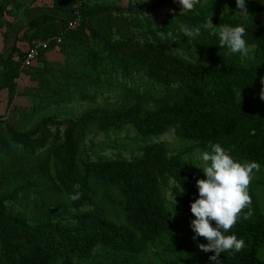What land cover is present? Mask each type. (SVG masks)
Wrapping results in <instances>:
<instances>
[{
    "label": "trees",
    "instance_id": "trees-1",
    "mask_svg": "<svg viewBox=\"0 0 264 264\" xmlns=\"http://www.w3.org/2000/svg\"><path fill=\"white\" fill-rule=\"evenodd\" d=\"M52 1L69 18L42 24L36 16L17 58L0 55L3 101L21 113L15 122L0 116L7 143L21 149L16 161L0 159V264H150L149 257L156 264H264L263 2ZM24 5L0 0V29ZM77 11L81 23L72 29ZM62 32V43L22 67L38 41ZM75 44L83 57L76 73L77 63L48 59L50 50ZM142 70L149 87L115 78L141 80ZM22 74L35 85L24 86ZM104 85L120 86L124 103L79 114L61 109L77 97L96 102ZM174 126L179 149L148 138ZM126 128L136 143L109 137ZM99 133L106 137L100 143ZM110 148L118 155H107ZM196 148L210 163L200 173L189 157ZM122 216L126 224L113 220Z\"/></svg>",
    "mask_w": 264,
    "mask_h": 264
},
{
    "label": "rangeland",
    "instance_id": "rangeland-1",
    "mask_svg": "<svg viewBox=\"0 0 264 264\" xmlns=\"http://www.w3.org/2000/svg\"><path fill=\"white\" fill-rule=\"evenodd\" d=\"M261 1L264 4V0H261ZM146 14L149 18L153 19V16L150 15V14H152L151 12H146ZM159 14L157 13V16L159 15L160 20H162L164 17L163 15L166 14V12L164 10H160ZM262 23L264 24V13L262 16ZM75 50H76V48H75ZM79 52H80V50H79ZM85 69H86V71H91L93 69V67L91 66L90 63L89 64L87 63V68H85ZM71 70L73 71V73H76V70H80V64L77 63L76 66H74V65L71 66ZM143 72L144 71L142 70L141 74L139 75V76H141V80L138 79V76H134V77L129 76V77L125 78V77L118 75L115 78H118L119 82L126 83L128 87L135 88V87L141 86V88H144V87H147L148 84H150V81L148 80L147 76L144 75ZM85 81H87L88 87H91V79L88 78ZM152 85L155 86L157 89H159V86L156 85V83L152 82ZM102 89L107 90V92L102 97L98 96V100L96 102H93V103H88L87 101L82 102V101H80L81 100L80 97H77L73 101V103L69 104L68 107L62 106L61 109L69 110L70 112H74L75 114H79V113H82V112L92 108L93 106H103V107H108L109 109H111V108H113L119 104L124 103L123 99H117L118 92L121 90L120 86H116L114 88H108L107 86L104 85V87H102ZM106 97H109V99H107ZM25 103H26L25 100H23L22 98L18 99L16 101V104H19V106H17V107L24 108ZM126 103H127V101H126ZM20 114L21 113H16L13 109L8 110L7 103L5 101L0 102V116L4 117L5 120H8L9 122L18 121ZM176 127L177 126H174V128H172L171 130H169L165 134L161 135V137L151 136L148 138H150V141H151V139H155L156 141H161V142L165 143L166 145L170 146L172 149H179V147H180L179 146V137L176 134ZM0 132H1V136H2V139L4 141V144H6L5 150L0 151V159L3 161H7V162H13V161L18 160L21 157L20 156L21 155V149L16 150L7 143L8 140L6 138L5 130H4V127L2 124H0ZM109 137L112 139H118V141H122V142H125L128 144H134L138 140V136H137V134L133 128H128V129L126 128L125 130L120 131L118 133L112 132ZM96 138H97V142L100 143L106 137L104 134L99 133V134H97ZM147 141L150 142L149 140H147ZM141 142L143 143V141H141ZM118 152L119 151L117 149L110 148L109 151L106 152V154L109 155L110 157H113V156H117ZM192 155L189 157H192L193 162L196 165V167H194L196 172L200 173V172L205 171V169L210 165L206 154L200 148H196L195 150H193ZM39 156L41 159L43 157V153H39ZM126 157H129L128 153H126ZM196 168H198L199 170H197ZM258 188L260 190V192H258V193L261 195L260 199L264 200V188H261L260 186H258ZM225 195H226L225 190H222L217 195V197L213 198L211 200V204L213 205V207L217 205L218 200L225 198ZM99 203L102 204L101 199H99ZM113 220L116 222H120L122 224L127 223V219H125L124 216L114 218ZM259 257L264 260V247L260 250ZM148 262L150 264H156L155 262H153L151 257L148 258Z\"/></svg>",
    "mask_w": 264,
    "mask_h": 264
},
{
    "label": "crops",
    "instance_id": "crops-1",
    "mask_svg": "<svg viewBox=\"0 0 264 264\" xmlns=\"http://www.w3.org/2000/svg\"><path fill=\"white\" fill-rule=\"evenodd\" d=\"M118 1V5L126 7L130 4L129 1L131 0ZM139 1L141 0H132L131 2ZM24 2L25 5L22 8L13 9L11 14L6 16L5 27L0 29V55L4 56L5 58L9 56H14L15 58H17L18 52H16L15 49H20V45L21 43H23L21 42L23 32L29 22L36 16L41 17L42 24H51L54 23V21L59 22L60 24V19L66 20L70 16V14L68 13L54 9L52 0H24ZM111 2H115V0H111ZM78 49L81 51L80 47L76 46V44L68 47L65 51H61L57 47L54 50H50L47 53V57L49 60L61 61L70 65L71 63L73 64L75 62L79 63L82 61V55H78ZM82 70L83 68L81 69V71ZM19 81L23 82L24 86H26L27 84H31L32 86L35 85V83L30 79V77L26 76L25 74L21 75ZM7 96L8 91L5 90V88L1 87L0 101L5 100Z\"/></svg>",
    "mask_w": 264,
    "mask_h": 264
},
{
    "label": "built area",
    "instance_id": "built-area-1",
    "mask_svg": "<svg viewBox=\"0 0 264 264\" xmlns=\"http://www.w3.org/2000/svg\"><path fill=\"white\" fill-rule=\"evenodd\" d=\"M76 18L74 20H72L70 22V28L75 29L79 26V24L81 23V17L79 12H75ZM63 35L64 33L62 32V34L58 37H55L53 39H49L48 41H38L36 43L35 47H32L24 56L23 62H22V67L27 69L29 67H31L36 59V57L39 55L40 50H44L49 48L50 43H52L53 41H57V43H62L63 41Z\"/></svg>",
    "mask_w": 264,
    "mask_h": 264
}]
</instances>
